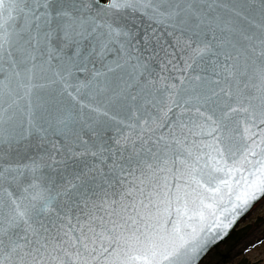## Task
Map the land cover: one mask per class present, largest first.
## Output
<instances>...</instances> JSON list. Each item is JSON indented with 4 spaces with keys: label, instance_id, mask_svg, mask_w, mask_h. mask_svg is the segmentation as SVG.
<instances>
[{
    "label": "snow or ice",
    "instance_id": "1",
    "mask_svg": "<svg viewBox=\"0 0 264 264\" xmlns=\"http://www.w3.org/2000/svg\"><path fill=\"white\" fill-rule=\"evenodd\" d=\"M262 195L264 0H0V264H197Z\"/></svg>",
    "mask_w": 264,
    "mask_h": 264
},
{
    "label": "rangeland",
    "instance_id": "2",
    "mask_svg": "<svg viewBox=\"0 0 264 264\" xmlns=\"http://www.w3.org/2000/svg\"><path fill=\"white\" fill-rule=\"evenodd\" d=\"M262 221L236 246L230 259L222 264H264V198L260 200L237 227Z\"/></svg>",
    "mask_w": 264,
    "mask_h": 264
},
{
    "label": "trees",
    "instance_id": "3",
    "mask_svg": "<svg viewBox=\"0 0 264 264\" xmlns=\"http://www.w3.org/2000/svg\"><path fill=\"white\" fill-rule=\"evenodd\" d=\"M246 217V216H245ZM245 217L241 220L243 221ZM262 218H258L253 225L234 228L227 239L220 245L212 248L199 264H222L230 259L236 246L258 225Z\"/></svg>",
    "mask_w": 264,
    "mask_h": 264
},
{
    "label": "water",
    "instance_id": "4",
    "mask_svg": "<svg viewBox=\"0 0 264 264\" xmlns=\"http://www.w3.org/2000/svg\"><path fill=\"white\" fill-rule=\"evenodd\" d=\"M221 178H223L221 176ZM264 197V195H262L260 197L259 200H257L254 204H252V206L250 207V209L245 212L243 215H241L236 221L235 223L231 226L230 229H228L223 235L220 236L219 239H216L214 240L208 247H207V250L204 252V254L202 255V257L198 260L197 264H199V262L206 256V254L214 247H216L217 245L221 244L229 235L230 233L232 232V230L239 224V222L241 221L242 218H244L248 213H250L252 211V209L254 208V206ZM223 207V205H222ZM174 218V215L173 217ZM171 219V218H170ZM186 231H191L190 229H187Z\"/></svg>",
    "mask_w": 264,
    "mask_h": 264
}]
</instances>
